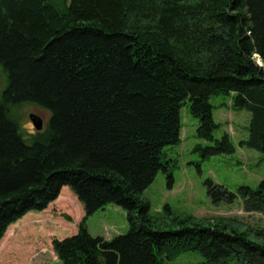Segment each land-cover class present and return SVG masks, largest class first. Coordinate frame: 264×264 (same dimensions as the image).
<instances>
[{
  "label": "trees",
  "instance_id": "1",
  "mask_svg": "<svg viewBox=\"0 0 264 264\" xmlns=\"http://www.w3.org/2000/svg\"><path fill=\"white\" fill-rule=\"evenodd\" d=\"M0 66L9 81L0 97V241L68 186L85 217L76 235L54 240L61 264H165L186 253L264 264V242L233 221L174 216L169 206L153 217L142 197L160 171L174 185L166 149L182 142L188 103L198 138L215 143L195 149L203 159L235 151L227 135L214 136L210 101L219 95L251 114L241 146L264 154V0H0ZM23 105L49 113L43 130L11 117ZM205 186L214 204L239 199L264 214V181L236 192ZM108 205L126 211L130 230L93 237L87 220Z\"/></svg>",
  "mask_w": 264,
  "mask_h": 264
},
{
  "label": "rangeland",
  "instance_id": "2",
  "mask_svg": "<svg viewBox=\"0 0 264 264\" xmlns=\"http://www.w3.org/2000/svg\"><path fill=\"white\" fill-rule=\"evenodd\" d=\"M258 63L261 62L258 60ZM8 84V75L0 66V97ZM230 98L219 95L213 97L210 103L214 106V120L219 125L214 136L221 140L227 135L234 146V153L203 159L195 151L198 146L214 147L215 143L198 138L199 120L191 114L188 103L182 109V142L179 146L166 149L171 157L168 159L176 161L172 167L174 185L169 188L165 173L160 171L142 197L149 202L153 217H163L165 207L169 206L174 216H191L212 222L219 219L233 221L237 230L250 231L252 240L264 242V237L258 235V232L264 231V214L246 212L239 199L233 204H214L205 186L207 180H212L236 192L242 186L257 190L264 181V154L241 146L248 138L251 114L246 110H235ZM31 115L41 117L45 127L50 118L45 110L30 105L11 111V117L19 122L21 120L27 132L35 131ZM83 208L71 189L65 188L47 210L29 213L8 228L0 241V264H61L54 253L53 241L77 234L85 217ZM87 228L93 237L105 236L108 239L126 235L130 230L126 211L116 205H108L105 210L92 215ZM165 264L208 263L200 253H186Z\"/></svg>",
  "mask_w": 264,
  "mask_h": 264
},
{
  "label": "water",
  "instance_id": "3",
  "mask_svg": "<svg viewBox=\"0 0 264 264\" xmlns=\"http://www.w3.org/2000/svg\"><path fill=\"white\" fill-rule=\"evenodd\" d=\"M260 65L262 66V64L260 63ZM31 122L34 125V128L36 131H41L43 130L45 124L44 121L41 117L37 116V115H31L30 116Z\"/></svg>",
  "mask_w": 264,
  "mask_h": 264
},
{
  "label": "bare ground",
  "instance_id": "4",
  "mask_svg": "<svg viewBox=\"0 0 264 264\" xmlns=\"http://www.w3.org/2000/svg\"><path fill=\"white\" fill-rule=\"evenodd\" d=\"M65 188H69V187H68V186L63 187V188H62V191H63ZM71 191H72V190H71ZM57 200H58V199H57ZM57 200H56V201H57ZM56 201H55V202H56ZM55 202H53V203L50 204V205H53Z\"/></svg>",
  "mask_w": 264,
  "mask_h": 264
},
{
  "label": "crops",
  "instance_id": "5",
  "mask_svg": "<svg viewBox=\"0 0 264 264\" xmlns=\"http://www.w3.org/2000/svg\"><path fill=\"white\" fill-rule=\"evenodd\" d=\"M83 209H84V208H83ZM80 212H81V215H82V211H81V209L79 208V214H80ZM84 215H85V214H84ZM84 215H83V216H84ZM83 216H82V217H83ZM104 237H105V236H104ZM105 238H106V237H105Z\"/></svg>",
  "mask_w": 264,
  "mask_h": 264
}]
</instances>
